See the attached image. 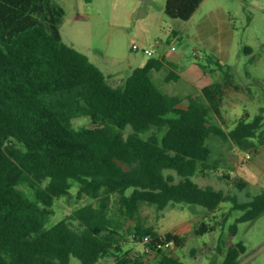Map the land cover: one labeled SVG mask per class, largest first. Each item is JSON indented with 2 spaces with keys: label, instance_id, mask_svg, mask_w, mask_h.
I'll list each match as a JSON object with an SVG mask.
<instances>
[{
  "label": "trees",
  "instance_id": "16d2710c",
  "mask_svg": "<svg viewBox=\"0 0 264 264\" xmlns=\"http://www.w3.org/2000/svg\"><path fill=\"white\" fill-rule=\"evenodd\" d=\"M203 1L166 0L165 14L187 21ZM64 15L55 0H0V264H98L109 256L114 264H190L162 249L154 262L129 255L121 244L125 222L135 221L134 238L150 236L152 248L166 240L180 247L179 236L140 224L142 203L215 212L227 201L230 212L213 215L214 222L203 221L195 233L224 229L231 211H241L217 248L221 264H239L246 246L233 241L238 224L264 213V191L240 202L194 181L219 170L221 160L212 158L209 146L213 137L242 152L257 153L264 144L263 113L251 120L245 114L228 131L216 122L223 121L228 92L244 90L230 66L216 57L213 68L199 62L205 75L220 72L219 80L189 95L186 108L179 95L162 92L152 80L164 58L149 57L113 86L85 53L63 40ZM171 79H178L174 71ZM80 115L90 118L88 126L74 127ZM222 179L233 180L228 173ZM63 197L87 202L50 225Z\"/></svg>",
  "mask_w": 264,
  "mask_h": 264
},
{
  "label": "rangeland",
  "instance_id": "374dc122",
  "mask_svg": "<svg viewBox=\"0 0 264 264\" xmlns=\"http://www.w3.org/2000/svg\"><path fill=\"white\" fill-rule=\"evenodd\" d=\"M55 2L65 9L60 25L63 40L88 55L92 62L115 65L113 70L120 71L121 76L117 81L109 80L113 86L123 84L130 74V67L126 65L135 53L133 45L154 48V57L159 58L162 53L156 45L159 39L165 50L178 56L175 65L197 66L200 62L213 68L216 57L222 64L230 66L235 80L244 90L229 91L222 108L223 121L215 118L226 131L245 114L248 120L259 113L264 115V0H204L187 21L169 18L165 14V0ZM170 32L171 39L177 35L174 41L167 40ZM246 47L251 48V53L246 52ZM142 57L147 58L146 55ZM252 57L255 58L254 62H250ZM168 73L169 69L163 68L153 72L151 77L162 92L181 96L184 107L189 94H200L203 86L219 80L220 76V72L204 74L192 80L195 83L191 85L190 80L185 79L165 80ZM89 124L90 118L84 115L73 119L74 127ZM209 146L213 151L212 158L221 160L219 170L197 175L195 182L202 187L210 185L223 190L226 195L235 194L240 202L251 200L264 191V144L257 153L242 152L231 142L213 137ZM224 173H228L233 180L222 179ZM233 181H242L246 187L238 189ZM21 188L27 191L26 186ZM77 189L78 184L74 182L72 195ZM116 199L112 201V207H115ZM86 202L85 198L78 202L72 197L57 199L50 225L67 217ZM230 209L231 203L228 201L221 203L215 212L184 203L169 204L163 210L142 203L138 219L144 227H151L161 235L172 233L179 236L182 245L168 251L183 261L190 264H221L223 255L217 248L226 229L241 215V211H231L224 229L218 227L213 232L196 234L195 228L203 221L212 224L215 220L213 215L219 218ZM135 224L133 220L127 221L121 230V244L129 255L142 254L143 251V246L133 236ZM233 241H242L246 246L240 264H264V213L254 220L239 223ZM142 255L151 262L157 258L154 253ZM115 261V257L109 256L98 264H114Z\"/></svg>",
  "mask_w": 264,
  "mask_h": 264
},
{
  "label": "crops",
  "instance_id": "0c3cea01",
  "mask_svg": "<svg viewBox=\"0 0 264 264\" xmlns=\"http://www.w3.org/2000/svg\"><path fill=\"white\" fill-rule=\"evenodd\" d=\"M165 3H166V0H165ZM175 33L176 32H174V34ZM171 37L172 36H171V32H170L169 35H168V38H167L168 41H170V40L174 41L176 39L177 35L175 37H173L172 39H171ZM160 49H161L162 53H161L159 58L160 59L164 58L165 61H166V64H165V66L163 68L169 69V73L166 75L165 80H167L168 75L170 74L171 71H174V72L176 71L175 73L178 76V79H176V80H180V79L190 80V83L192 85V84L195 83V81H192V80H196V79H198V78H200L201 76L204 75L202 69L198 65L197 66L188 65V66H185V67L183 65H175L177 60L179 59L178 56L174 55L169 50H165V48L163 46L160 47ZM132 50H133V48H132ZM134 52L135 53L132 56L131 60L126 65V66L130 67V72H129L130 74L132 73V71L135 68L143 66L147 62V60L149 59L148 56H147V58H143L142 56H145V54L142 53L141 51H134ZM89 59L91 61H93L91 58H89ZM96 61H98V60H96ZM93 63L96 64L108 76V80L117 81L120 78L121 72L117 71V70H113V67L115 65H104L101 62H93ZM163 68H161L160 70H162ZM159 71H153V72H159ZM152 73H151V76H152ZM182 103H183V99H182ZM182 103H181V106L184 107ZM186 107H188V102H187L185 108Z\"/></svg>",
  "mask_w": 264,
  "mask_h": 264
},
{
  "label": "built area",
  "instance_id": "2783aa9c",
  "mask_svg": "<svg viewBox=\"0 0 264 264\" xmlns=\"http://www.w3.org/2000/svg\"><path fill=\"white\" fill-rule=\"evenodd\" d=\"M156 45L159 47L163 46V42L161 40H156ZM133 50L134 51H141L142 53H144L146 56L148 57H153L156 53V49L154 48H144L141 47L137 44L133 45ZM150 242H151V237L150 236H144L141 240L138 241V243L140 245L143 246V251L142 254H156V251L158 249H162V250H170L171 248H173L175 246L174 242L172 240H166L158 245H156L155 248L150 247ZM141 253H134L133 255H139Z\"/></svg>",
  "mask_w": 264,
  "mask_h": 264
}]
</instances>
